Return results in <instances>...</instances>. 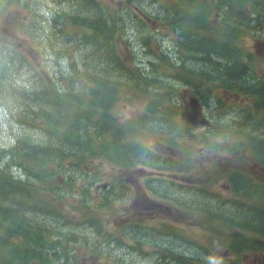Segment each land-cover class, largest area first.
<instances>
[{"label":"trees","instance_id":"obj_1","mask_svg":"<svg viewBox=\"0 0 264 264\" xmlns=\"http://www.w3.org/2000/svg\"><path fill=\"white\" fill-rule=\"evenodd\" d=\"M74 1L76 4L71 10L55 12L50 20V34L54 39L50 51L61 65L54 69L53 63L51 70L43 71L31 66L23 55L15 53V58L31 69L23 74L21 62H18L19 68L12 72L16 65V60L12 59V66L5 73L12 77L14 84L4 106L10 108L24 133L13 147H0V264H55L53 259L63 261V264H79L75 252L86 249V242L83 244L78 236L62 232L52 223L37 222L35 217L43 215L51 221L58 218L68 231L74 229V223H85L86 220L89 224L96 222L98 226L93 218L95 212L75 219V214L61 209L60 201L67 195L88 194V187L106 177L100 171L101 164L108 163L112 168L117 165L122 170L145 168L143 171L155 174L162 171L157 162L163 159L172 166L170 170L184 175L188 183H193L191 174H197L195 176L202 179L197 186L205 190L212 183L210 179L221 177L224 165L221 163L208 172L197 160L202 151H233L227 147L228 143L219 144L222 132L234 134L229 136V142L233 144L238 141L237 134L244 129L247 132L242 134L251 141L246 143L249 147L254 145L256 148L259 143L264 146L252 130L243 126L258 124L251 122L259 119L258 116L251 117L249 112L244 121H232L230 125L217 123L214 126L217 134L211 130L191 133L181 123L185 107L176 100L183 90H189L204 108L212 102L216 114L223 115L225 101L219 91L236 93L254 88L252 84L243 87V82L249 80L253 71L250 74L249 66L240 59L244 54V49L238 46L241 32L227 24L228 21L238 24L242 19L239 12L252 23L253 15L248 12L254 11L250 9L249 0H165L173 2L171 7L161 0H151L159 9L150 13L120 12L138 0ZM113 3L118 7L116 12H112ZM34 6L31 3L27 10V14L33 12L30 19L24 21L13 17L10 24L20 34L37 42L39 37L33 30L40 22L34 15ZM160 10L162 12L157 13ZM262 10L259 6L257 12L264 17V6ZM2 13L6 10L0 15ZM41 13L38 12V18H42ZM106 16L115 20L126 17L142 30L138 33V53L131 47L133 41L127 31L117 30L115 22ZM164 30L170 35L161 38ZM163 43L169 46L165 47ZM141 52L149 55L147 63L141 61ZM42 53L45 58H52L47 46ZM61 58H64L63 62L59 61ZM220 61H225L227 66L220 69ZM25 75H29V80L35 78V84L26 81ZM37 87L39 91L34 90ZM131 107L137 109L127 116L125 111ZM259 122L262 128L258 129V135L264 137V121L259 119ZM162 123L181 128L187 134L177 139L168 134H155L160 130L158 124ZM176 154H179L178 158ZM122 170L111 175L118 178L110 182L113 184L110 196L117 189H125L126 194L130 191L119 183ZM250 179L241 176L239 180L245 181L238 186L244 194L240 196V204L249 205L250 202L245 200L252 201L258 196L261 199L258 210L264 212V189L252 186L254 181ZM257 180L264 184L259 178ZM160 181L156 176L147 177L143 187L153 191L152 185L158 186ZM85 182H88L87 187ZM236 182L234 180L232 185ZM82 201L83 204L94 202L91 199ZM105 205H110L108 200L103 202ZM173 206L186 214L173 221L186 223L188 228L159 221L153 230L150 224L141 227L139 218L133 220L139 225L134 227L139 231L164 232L168 238L191 242L204 249L203 241L194 237V230L209 231L216 236L223 234L216 222L207 216L206 209L191 208L176 201ZM254 216L260 218V223L253 224V229L245 225L232 228L229 243L239 260L246 252L264 254V213ZM237 218L245 224L251 219L236 215L231 220ZM103 232L107 235L106 241H114L115 236L110 231ZM74 237L79 246L71 245ZM238 245L245 250H239ZM56 247L58 251L51 257L49 252ZM177 259L181 263L176 264H193L187 255ZM168 263L175 262L169 258Z\"/></svg>","mask_w":264,"mask_h":264},{"label":"rangeland","instance_id":"obj_2","mask_svg":"<svg viewBox=\"0 0 264 264\" xmlns=\"http://www.w3.org/2000/svg\"><path fill=\"white\" fill-rule=\"evenodd\" d=\"M161 2L167 7L173 5L172 1L161 0ZM31 3L35 5L34 15L40 22L33 30L35 35L39 37V39L36 40L37 42L31 41L27 36L20 34L16 28L10 24L13 17L26 20L27 10ZM75 4L76 1L74 0H0V12L6 10V13L0 15V44L9 45L7 48H3L0 45V147L3 145L6 147H13L17 139L24 133V129L14 120L10 108L4 106L7 100L6 96L14 84L12 77L6 76L5 73L12 66V59L16 60V65L12 68V72L19 68L18 62H21L19 59L15 58V53L23 55L27 58L29 64L35 68L39 69L40 67L43 71L51 70L54 63V69H57L61 64H58L56 57L52 55L50 51V46L54 41L52 33L50 34V20L53 13L71 10ZM249 4L250 9L254 11L248 12V14L253 15L252 23L246 19L244 14L239 12L240 18L242 19L238 20V24L235 25L230 21H228L227 24L237 27L241 32V35L238 37V46L244 49V54H241L240 59L253 70V74L250 75L251 78L249 77V80L246 79V82H243V87L252 84L254 88L242 92L238 91L236 93H227L224 89L219 91V95L225 101L222 110L224 113L223 115L216 114L212 109L213 104L210 101L211 103L206 108V116L212 119L214 125L211 132L216 134L217 131L214 126L217 123L220 124V122H225V125H230L232 121H244L246 116L249 115V112L251 113V117L258 116L260 120L264 121V90L262 89L264 87V17H262L261 12H257L259 6L262 10L264 0H249ZM112 6V12H116L118 7L115 3H113ZM158 9V4L151 3V0H138L131 6L128 5V7L123 8V11L120 12L143 11L150 13ZM38 12H42L41 16L43 19L40 17L38 18ZM159 12H162V10L157 13ZM247 17L250 20V16L247 15ZM106 18H110L115 22L114 26L117 30L121 32L127 31L131 41H133V46L131 47H134L138 53L140 47L138 33H142V30L137 29L132 20H127L126 17L116 20L112 18V16H106ZM8 25L16 30L18 33V40H16L14 34L3 31V28L8 30L6 27ZM161 34V38H166L167 35H170L167 30L162 31ZM258 41L259 46L257 47ZM163 44L165 47L167 45L169 46L168 43ZM45 46H47L52 58L49 56L45 58L43 55L42 49ZM256 48L260 49L258 54L256 53ZM140 58L144 63H147L150 59L149 55L144 52L140 53ZM63 60L64 58H61L59 61L63 62ZM250 61L254 62V66L250 65ZM219 63H221L220 69L227 66L225 61H220ZM145 65L149 69V65ZM21 68L23 74L28 73L31 69L26 64L23 66L22 62ZM23 78L26 81H31L33 84L36 82L35 78L29 80V75H25ZM34 90L39 91V87ZM191 96H193L191 91L183 90L182 94L176 99L179 102L178 104L185 107V116L182 118L181 123L187 126L186 128H189L191 133L195 131L197 133H203L197 130L199 128V125L195 124L197 118L194 114H191L190 108L187 106V101ZM214 105L217 109L216 102ZM136 109V107H131L127 109L125 113L129 116V113L133 114ZM144 109L145 105L143 104L142 111H144ZM217 111L219 110L217 109ZM259 119L251 121H255L258 124H240L252 130L256 135L255 138L264 142V137L258 135V129L262 128ZM158 126L160 130L155 134H168L176 139L187 134L181 128L178 129L174 125L162 123L158 124ZM252 126H254V128ZM244 132L247 131L241 129L239 134L236 133L238 135V141L233 144L227 139L229 136L234 135L233 133H221L222 137L219 140V144L226 145L228 143L227 147L231 148L233 151L216 149L212 151H202L200 153V159L197 160V163L204 166L208 172L213 171V168L220 166L221 163L224 164V171L221 173V177L219 179H210L209 181L212 183L206 186L205 190L202 186H197L199 182H202L201 178L195 176L197 174L192 173L191 177L193 183H188L186 179H184V175L170 170L172 166L165 163L163 159L157 162L162 168V171H158L155 174L151 173L149 170L143 171L145 168L139 169L138 171L134 169L122 170L117 165L112 168L110 164L105 163L101 164L100 171L103 175L106 174V177L102 178L101 182L94 183L92 187H88V194L81 193L80 195V193H77L67 195L60 201L61 209L75 214V219H82L84 215L95 212L93 218L97 220L100 226L95 225L96 222L89 224V221L86 220L85 223H74L76 224V226L74 225V229L68 231L64 229V225L58 218L51 221L47 216L38 215L35 217V220L37 222L52 223L58 230L64 233H72V236H78L82 243L85 241L87 245L86 249L81 248L75 252L79 257V264H176L181 263L180 260L177 259L180 255L189 256L193 264H217L207 249L199 247L194 243H182L179 239L166 237L164 232H154L149 231V229L148 231L142 230L136 233L138 230L134 231L133 229L137 228L134 226L139 225L134 223L136 221L133 220L139 218L141 220V227H148L147 224H150V226H153L152 229L154 230L158 226L155 224L159 221L173 223V220L186 217V214H181L174 209L173 203L176 198V202L190 206L191 208L196 205L195 207L206 209L208 211L207 216L219 224L222 213L226 224L230 228L239 226V222L236 219H233L236 224L231 220L233 216L240 215L250 217L251 219L245 226L253 229V224L260 223V218L254 215L264 212L251 207V204H240L242 199L239 200L236 198L237 195L241 194V190L233 188L231 185L234 180L237 181L235 187L244 184L245 181L239 180L241 176H248L242 173L248 166H252V171L249 173L251 175H254L259 169V164L264 167V146L259 143L256 148L254 145V148L249 147V144L246 143H251V141L242 134ZM177 142L179 144L182 143V141ZM184 144L193 148L192 144L189 142H185ZM166 147L168 150L170 149V146ZM176 149L178 150L179 147L176 146ZM175 156L178 158L179 154ZM118 170H122L119 183H123L130 191L126 194L125 189H117L110 196L109 193L112 192L111 187L113 186L110 182L112 179L118 178V176L111 175L117 173ZM155 176L161 181L158 186L152 185L153 191L143 187V181L147 179V177ZM215 180L216 182H214ZM86 185H88V182L84 183L85 187H87ZM198 187L201 189L198 190ZM192 188L194 189L193 192L186 195L185 193ZM82 189L87 190L86 188ZM155 193H157L158 196H156ZM82 199L88 201L91 199L94 202L91 204H83L84 201H82ZM107 200L110 205L103 206V202ZM245 201L251 202V200ZM99 206H101V209H97ZM229 221L233 222L232 226ZM123 226L124 229H121ZM104 230L110 231L112 235L115 236L113 239L120 244L113 240L110 242L106 241L105 237L107 235L103 232ZM132 231L134 232L132 233ZM245 232L247 233V231ZM251 237L252 236L249 237L250 240ZM74 238L75 240L71 245L79 246L80 244L76 243L78 239L76 237ZM233 244H235V241H233ZM237 248L239 250L244 249L241 245H238ZM155 249L161 251L167 257L161 252H154ZM55 251H58L57 247L52 249L49 255L52 257ZM168 257L175 263H168ZM216 259L220 260V256H216ZM58 261V259H53V263L63 264V261ZM70 262L72 263L71 259Z\"/></svg>","mask_w":264,"mask_h":264},{"label":"crops","instance_id":"obj_3","mask_svg":"<svg viewBox=\"0 0 264 264\" xmlns=\"http://www.w3.org/2000/svg\"><path fill=\"white\" fill-rule=\"evenodd\" d=\"M236 220L239 222V226L245 225V222L240 220L239 218H237ZM215 224L218 225L219 228L223 231V234H221L220 236L213 235L212 232H209V231L202 233V232H197L194 230V232H193L194 237L197 240L203 241L205 248L210 252L211 255H221L222 256V255H224V253L221 252V250L224 248H228L234 256L228 257L226 264H243V260L242 259L239 260L237 254L234 251H231V245H230L229 241L232 240V230H229V229L222 227L217 222ZM225 234L231 235L228 241L223 238V236ZM248 253H250V252L244 253L243 257ZM261 254H263V253H261Z\"/></svg>","mask_w":264,"mask_h":264},{"label":"flooded vegetation","instance_id":"obj_4","mask_svg":"<svg viewBox=\"0 0 264 264\" xmlns=\"http://www.w3.org/2000/svg\"><path fill=\"white\" fill-rule=\"evenodd\" d=\"M213 121H212V123L210 124V126H209V129L211 130L212 128H213ZM227 170V169H226ZM251 171H252V168H250V169H247L246 168V170H244V172H242V173H244V174H246V175H248L247 177H248V179H250L249 177L251 176L252 177V179H250V180H253L254 181V184H251L252 186H254L255 188H257L258 190H260L261 188H263L264 189V184H255V183H257L258 182V178H259V180L260 179H262V181H263V183H264V167H262V166H260V164H259V169L254 173V175H251V174H249V173H251ZM245 172H248V173H245ZM231 186H233V185H231ZM234 188H237L238 189V186H233ZM241 195H244V194H239V195H237V198L239 197V196H241ZM236 198V199H237ZM233 202V201H232ZM249 204H251V207H254L255 209H259V207L258 206H260L261 205V199H260V197H258V196H256V197H254L253 198V200L249 203ZM244 214V213H243ZM244 217V216H243ZM230 234H225L224 236H223V238L225 239V240H229V238H230ZM221 252H223L224 253V255H222V256H225V257H230V256H234L231 252H230V250L228 249V248H224V249H222L221 250ZM242 260H243V264H264V255L263 254H261V253H248V254H246L243 258H242Z\"/></svg>","mask_w":264,"mask_h":264},{"label":"water","instance_id":"obj_5","mask_svg":"<svg viewBox=\"0 0 264 264\" xmlns=\"http://www.w3.org/2000/svg\"><path fill=\"white\" fill-rule=\"evenodd\" d=\"M190 105L192 107V110L195 112L196 117L200 118L198 119V125H206L208 123V120H206L203 117H200V112H201V103L199 102V100L197 98H192L190 101Z\"/></svg>","mask_w":264,"mask_h":264},{"label":"bare ground","instance_id":"obj_6","mask_svg":"<svg viewBox=\"0 0 264 264\" xmlns=\"http://www.w3.org/2000/svg\"><path fill=\"white\" fill-rule=\"evenodd\" d=\"M38 7V6H37ZM37 12V11H36ZM263 16H264V13H263ZM42 17V16H41ZM250 65H253V62H251L250 61ZM253 70H251L249 67H248V72L251 74V72H252ZM250 76V75H249ZM243 77V76H242ZM52 109V108H51ZM220 124H224L225 125V122H221ZM260 194V192L257 194V195H259ZM237 199H239L240 200V196L237 198ZM175 200H176V198H175ZM174 200V201H175ZM194 206H196V205H194ZM229 223L231 224V226H232V224H233V222H231V221H229ZM220 225L222 226V227H225V228H227V229H229L230 227H228V225L226 224V222H225V219L223 218V214L221 213V216H220ZM134 231L136 230V229H133ZM230 230H232V228H230ZM134 231H132V233L134 232ZM137 232H139V230L138 231H136V233ZM246 233V232H245ZM254 235H252V237H253ZM250 237V236H249ZM261 237V236H260ZM262 238V237H261ZM115 242H118V241H116V240H114ZM119 243V242H118ZM120 244V243H119ZM245 249H243L242 251H244Z\"/></svg>","mask_w":264,"mask_h":264}]
</instances>
